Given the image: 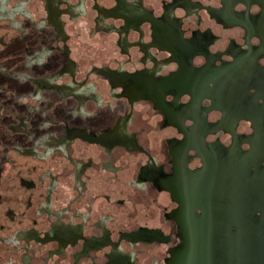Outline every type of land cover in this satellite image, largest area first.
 Returning <instances> with one entry per match:
<instances>
[{
	"label": "flooded vegetation",
	"instance_id": "af4514ba",
	"mask_svg": "<svg viewBox=\"0 0 264 264\" xmlns=\"http://www.w3.org/2000/svg\"><path fill=\"white\" fill-rule=\"evenodd\" d=\"M262 201L264 0H0V264H171L220 204L264 243Z\"/></svg>",
	"mask_w": 264,
	"mask_h": 264
},
{
	"label": "water",
	"instance_id": "95a60500",
	"mask_svg": "<svg viewBox=\"0 0 264 264\" xmlns=\"http://www.w3.org/2000/svg\"><path fill=\"white\" fill-rule=\"evenodd\" d=\"M261 203L262 207L257 210H264V201ZM256 205L259 206L260 202ZM230 210L231 207H227V204H220L218 216L203 217L202 224L209 227V230L202 236L193 229H188L184 234V245L174 255L171 264H180L181 256L185 253L189 256V264H242L237 260H252L251 264H264V243L260 239V233L252 231L248 243L240 239L244 234H241L243 231H239L240 233H236L238 238L231 244L228 239L232 220L228 212Z\"/></svg>",
	"mask_w": 264,
	"mask_h": 264
}]
</instances>
